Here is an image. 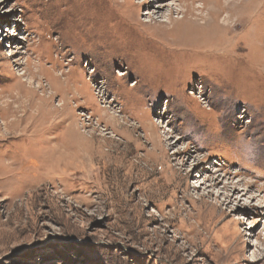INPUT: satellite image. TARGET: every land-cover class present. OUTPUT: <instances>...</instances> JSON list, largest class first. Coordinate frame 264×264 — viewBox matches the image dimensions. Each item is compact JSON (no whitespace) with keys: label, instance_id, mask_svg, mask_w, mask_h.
I'll return each instance as SVG.
<instances>
[{"label":"rangeland","instance_id":"rangeland-1","mask_svg":"<svg viewBox=\"0 0 264 264\" xmlns=\"http://www.w3.org/2000/svg\"><path fill=\"white\" fill-rule=\"evenodd\" d=\"M9 2L3 264H264V0Z\"/></svg>","mask_w":264,"mask_h":264},{"label":"bare ground","instance_id":"bare-ground-1","mask_svg":"<svg viewBox=\"0 0 264 264\" xmlns=\"http://www.w3.org/2000/svg\"><path fill=\"white\" fill-rule=\"evenodd\" d=\"M223 9V8H222ZM227 19V16L223 17V20ZM40 71V70H39ZM25 82V81H24ZM24 86V87H22ZM50 87L52 88L51 84ZM41 85H38L36 88L29 87L28 85H24L23 82L20 83L19 89L13 93L11 100H5L0 104V126L5 128L4 133H14L16 131L19 132H26L30 130L33 120H30V117L37 113V109L45 108L47 109L48 113L52 114L54 110H57L59 108L56 107H48L50 104V95H41V103L38 104L36 109H32V103L35 102L34 98L36 95H38ZM27 96H26V95ZM29 94H31L29 96ZM50 94V93H49ZM36 103V102H35ZM36 105V104H35ZM41 106V107H40ZM62 107V106H61ZM31 108V109H30ZM61 110H65L63 107ZM28 120V121H27ZM66 118H62L60 122H64ZM15 135V134H14ZM33 134L30 133L29 136H32ZM49 140L51 137L48 138ZM51 145V144H49ZM30 164L33 165V169H38L39 166L36 159L31 158ZM30 165V166H31ZM15 171L16 167H11ZM35 169V170H36ZM21 173V172H20Z\"/></svg>","mask_w":264,"mask_h":264},{"label":"snow or ice","instance_id":"snow-or-ice-1","mask_svg":"<svg viewBox=\"0 0 264 264\" xmlns=\"http://www.w3.org/2000/svg\"><path fill=\"white\" fill-rule=\"evenodd\" d=\"M10 2H11V0H10ZM0 3H3V0H0ZM7 10L10 11V9H7ZM3 36H4V29H3V26L0 25V37H3ZM0 264H3L2 260H0Z\"/></svg>","mask_w":264,"mask_h":264}]
</instances>
